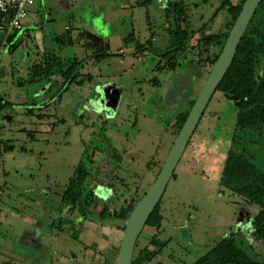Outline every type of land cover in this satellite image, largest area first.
I'll use <instances>...</instances> for the list:
<instances>
[{
	"label": "rangeland",
	"instance_id": "1",
	"mask_svg": "<svg viewBox=\"0 0 264 264\" xmlns=\"http://www.w3.org/2000/svg\"><path fill=\"white\" fill-rule=\"evenodd\" d=\"M222 1L123 0L121 5L114 0H71V12L61 14L52 7L50 20L41 15L49 41L45 56L36 61L53 62L55 70L83 61L60 96L67 72L37 79L34 71L29 75L33 65L22 55L34 45L32 33V39L22 37L12 49L0 48V264H103L88 247L87 224L99 226L108 239L116 236L111 255L118 264L125 221L104 218L100 212L105 204L112 213L132 198L138 201L155 181L179 132L176 115L196 99L212 68L207 58L214 51L202 52L198 40L228 30L227 9L215 15ZM244 1L231 0V5ZM178 2L185 4L187 18L181 26L192 47L176 53L178 66L172 70L169 30L175 29ZM70 15L77 25L69 21L72 44L67 28L60 24V32L56 30L57 19L68 21ZM89 28L107 38L109 45H92L104 54L96 56L87 46ZM260 61L264 74V57ZM107 86L120 91L115 107H105L98 99ZM234 117L233 105L216 93L158 204L161 221L145 226L137 240L134 254L145 247L158 251L147 264H194L215 244L237 235L255 213V206L220 183ZM243 146L264 173V127L260 134L247 135ZM82 163L90 172L87 184L95 188L97 206L77 226L67 221L71 214L60 202ZM122 179L130 189L117 198L111 182L120 192ZM155 234L167 242L161 251L151 243ZM247 236L237 240L264 261V247L251 246Z\"/></svg>",
	"mask_w": 264,
	"mask_h": 264
},
{
	"label": "trees",
	"instance_id": "2",
	"mask_svg": "<svg viewBox=\"0 0 264 264\" xmlns=\"http://www.w3.org/2000/svg\"><path fill=\"white\" fill-rule=\"evenodd\" d=\"M229 5H231V0H223L215 12L216 15L219 10L227 9L230 17L227 32L214 31L209 35L203 34L198 40V45L202 47V52L208 53L210 49L214 51V56L207 58L212 65L221 53L230 29L239 15L243 4L228 7ZM184 18H187L185 4L183 2L175 3V29L169 30V36L173 42L170 49L174 52V55L173 61L169 60L168 63L172 70L178 66L175 59L176 53L178 51L182 53L186 52L192 47L190 44L191 36L186 32H182L181 23ZM261 57H264V0L260 3L239 43L231 67L214 93V95L220 93L225 100L233 105L235 116V126L228 135L230 143L223 159L220 183L229 189L232 194L245 200L248 205L255 206V213L248 216L244 226L239 228L236 233L237 235L234 233L215 244L194 264H264V261L252 257L243 249L242 242L240 243L237 240L240 235H248L246 239L250 242L251 246L255 245L260 249L264 247V173L253 162L252 157L246 155L243 146L247 135H251L253 132H259L260 134L264 127V74L260 70ZM82 63L83 61L70 65L71 63L68 62L65 69L59 67L55 70L54 63L46 61L45 64L35 65L32 76L40 78L46 75L48 78L49 76H54L56 71L58 75L67 72L66 78L63 81L64 83L57 94L60 96L63 91L69 89L67 84L75 80L78 74L76 71ZM100 97L101 95L98 96V99ZM194 101L190 102L188 109H181L176 115L174 126L178 130H180L185 122ZM205 114L206 111L201 120ZM216 115L217 113H215V117ZM213 116L214 114L211 112V117ZM216 118L220 119L219 115ZM89 176L90 172L85 168L83 163L80 164L70 179L67 188L61 193L60 205L71 214V219L67 221H71L72 225L82 226L88 217L87 215L92 213L93 208L97 206V202L94 199L95 188L93 185L89 186L87 184ZM173 177H176V174ZM122 180V184H125L122 191L120 189V192L117 189L116 182H111L113 191L117 193V198H120L126 190L130 189L127 181L125 179ZM94 184H96V180H94ZM136 203L137 200L132 198L130 201L123 203V206L119 210H115L112 213L109 211V205L105 204L100 212V216L126 221ZM158 206L152 212L146 226H153L155 223L161 221L162 216L160 215ZM77 215L80 216V219ZM73 217L75 218L73 219ZM62 223L63 220L60 223L61 226L63 225ZM124 228L125 224L123 230ZM151 243L158 246L159 251L167 244V242L161 241L156 234L153 236ZM157 255L158 251L154 249L151 250L148 247L142 248L134 254L133 264H147Z\"/></svg>",
	"mask_w": 264,
	"mask_h": 264
},
{
	"label": "water",
	"instance_id": "3",
	"mask_svg": "<svg viewBox=\"0 0 264 264\" xmlns=\"http://www.w3.org/2000/svg\"><path fill=\"white\" fill-rule=\"evenodd\" d=\"M263 0H245L239 15L234 21L221 53L212 65V68L197 95L188 116L180 128L172 147L158 173L155 181L137 201L128 218L118 251V264H133L134 250L137 240L147 224L149 217L161 201L166 188L175 174L177 165L183 157L192 136L194 135L201 118L206 111L214 93L222 82L235 58L239 43L244 36L253 16ZM66 36L72 44L70 29L67 28ZM89 41L94 42L92 35H87ZM101 103L105 107L118 104L120 91L112 86L102 89ZM99 98V99H100Z\"/></svg>",
	"mask_w": 264,
	"mask_h": 264
},
{
	"label": "crops",
	"instance_id": "4",
	"mask_svg": "<svg viewBox=\"0 0 264 264\" xmlns=\"http://www.w3.org/2000/svg\"><path fill=\"white\" fill-rule=\"evenodd\" d=\"M114 2L120 3L121 5H123L124 3L123 0H114ZM73 5H74V2L72 3L71 0H35L34 5L30 7L29 9L28 16H27V19L25 21V25L22 31L14 32V33H11L10 35H7L5 30L0 26V48L10 46V49H12V46H14L17 43L16 42L17 40L21 39L22 37H27L30 40L33 38L32 37V34H33L34 39L32 43L34 45L28 47V52L22 55V57L25 59L26 62L29 61L30 63L29 65H31L32 63L33 69L31 70L29 69L28 71L29 75L32 74L31 72L34 70L35 65L37 64L39 65L40 63V61H36V60L41 58L40 55L45 56V51L47 49V48L45 49V41H49V38L47 36H45V39H44L45 31H44L43 25H41L42 24L41 22L43 21V16H46V18L48 17L50 20L51 11L53 10L52 7L56 6L59 13L61 14L62 12H65V11L71 12V9L74 7ZM60 10H64V11L61 12ZM41 15L43 16L41 17ZM75 18L76 17L74 15H70V18H68V21L66 20L61 21L62 20L61 18H59L61 20L57 19L58 21V24H57L58 26L56 28L57 32L58 33L60 32L59 29H60V24H61L63 29L68 28L70 29L71 34H73V31L71 30L69 25L72 23L73 25L77 27V25L75 24L76 23ZM70 20L72 21L69 24ZM92 24L93 23L91 21V26H93ZM88 30L89 32L86 35H91V36L93 35L94 42L97 41L99 43L101 42V44H104V43L108 44L107 38L104 37L99 31L95 29H90V28ZM81 32H85V31L84 30L82 31L81 29H77L76 31V33H81ZM20 33H23V34L19 36ZM47 35L51 36L50 34H47ZM85 40H86V43L87 41H89L88 36L85 37ZM88 47L90 48V50H92V53L95 54L96 56L98 55V53H102V54L105 53V51H103L100 48L97 49V47L95 46L89 45ZM33 79H37V77L35 78L33 77ZM55 80L57 81V77L55 78ZM84 226L87 229V234L91 235L90 237L91 239H90V243L88 247L90 248L93 258L94 259L98 258L100 260L104 259L105 261L103 264H116L113 254L111 255L112 251L116 247V243H117L116 236L112 237L111 239H108V236H105V234H102L105 231H103L99 226L97 225L91 226V224H87Z\"/></svg>",
	"mask_w": 264,
	"mask_h": 264
},
{
	"label": "built area",
	"instance_id": "5",
	"mask_svg": "<svg viewBox=\"0 0 264 264\" xmlns=\"http://www.w3.org/2000/svg\"><path fill=\"white\" fill-rule=\"evenodd\" d=\"M35 0H0V26L7 35L23 30Z\"/></svg>",
	"mask_w": 264,
	"mask_h": 264
},
{
	"label": "flooded vegetation",
	"instance_id": "6",
	"mask_svg": "<svg viewBox=\"0 0 264 264\" xmlns=\"http://www.w3.org/2000/svg\"><path fill=\"white\" fill-rule=\"evenodd\" d=\"M96 45V41L95 42H91V41H87V45L89 46V45Z\"/></svg>",
	"mask_w": 264,
	"mask_h": 264
}]
</instances>
